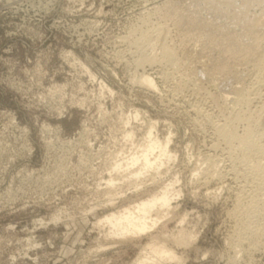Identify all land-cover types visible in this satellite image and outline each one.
<instances>
[{"label": "rangeland", "instance_id": "1", "mask_svg": "<svg viewBox=\"0 0 264 264\" xmlns=\"http://www.w3.org/2000/svg\"><path fill=\"white\" fill-rule=\"evenodd\" d=\"M263 22L264 0H0V264H264ZM147 119L171 157L127 181ZM168 184L149 232L97 222Z\"/></svg>", "mask_w": 264, "mask_h": 264}, {"label": "bare ground", "instance_id": "2", "mask_svg": "<svg viewBox=\"0 0 264 264\" xmlns=\"http://www.w3.org/2000/svg\"><path fill=\"white\" fill-rule=\"evenodd\" d=\"M257 24H261V22L259 21ZM260 55H262L261 56L262 58L259 62H261L260 64L261 68L264 69V51ZM146 58L148 59L149 57L147 56ZM151 59L152 58L148 60H151ZM145 62H146V59H145ZM142 64H144V62ZM138 79H139L140 84L146 87L152 88V89L153 88L157 89L156 82L154 81L153 77H151L150 75L142 74L141 77ZM238 91L240 92L241 90H238ZM239 92H236V93L238 94ZM242 98L244 97H241L240 100ZM139 114H140L139 111L136 110L133 112L132 117L135 120L140 119ZM245 119H247L248 122L250 123L251 121L250 117L245 118ZM128 121L127 123H129ZM147 122H148V125L146 129L147 130L146 143L144 145H138V146L133 144L135 150L131 151L129 155L126 156L125 158L123 157L122 159L124 161L116 162L114 165L115 170H119V169L125 170L126 174H128L127 176L128 178L126 177L127 181L130 180L131 178H135V180H137L140 177L145 176V174L151 170L157 171L163 165L164 163L163 160L171 157V154L168 150V144L170 141V137L168 136L164 141H160L158 137L154 135L155 122L152 121L151 119H147ZM250 126H247V127H250ZM126 136L131 137L132 136L131 132H128ZM234 138H235V135H234ZM241 140L243 141V138ZM107 184L110 186L115 185L114 180L112 178L108 180ZM169 185H172V184H168L162 187L160 190H155L154 192H151L145 198L138 197L136 200H133V203L131 205L123 207L122 209L117 210L115 212L108 213L107 215L99 219L97 222L107 225V227L109 228V229L107 228L109 230V232L107 233L111 234L114 238L118 237V239L120 238L122 239V237L123 239H126L124 237L128 238L130 236L133 238L134 236L136 237L138 235L149 232L151 228L159 221V218L165 217L171 210L172 206L170 204H171V200H173L172 199L173 197L171 198L170 196L171 191H170ZM138 189L139 188L135 187L134 190L138 191ZM147 247L148 248L144 249L145 253H141V255L137 257L135 264H161L167 258H175L173 254L168 253L162 247H156L154 245H149ZM147 249H149V251H146Z\"/></svg>", "mask_w": 264, "mask_h": 264}]
</instances>
